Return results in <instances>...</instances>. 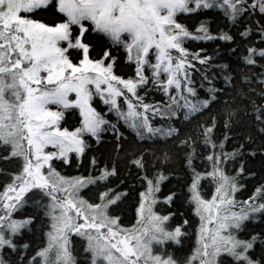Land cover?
<instances>
[{
    "label": "snow or ice",
    "instance_id": "6c2138e0",
    "mask_svg": "<svg viewBox=\"0 0 264 264\" xmlns=\"http://www.w3.org/2000/svg\"><path fill=\"white\" fill-rule=\"evenodd\" d=\"M257 158L264 0H0V264H264Z\"/></svg>",
    "mask_w": 264,
    "mask_h": 264
},
{
    "label": "trees",
    "instance_id": "16d2710c",
    "mask_svg": "<svg viewBox=\"0 0 264 264\" xmlns=\"http://www.w3.org/2000/svg\"><path fill=\"white\" fill-rule=\"evenodd\" d=\"M209 15H213V13H209ZM202 18V17H200ZM199 18L189 16L187 18L182 17V22L187 24L190 28H193L195 26V23L198 21ZM213 31L216 30V24L212 25ZM219 43V42H217ZM187 47H189L190 50L194 51L197 48H207L209 50L215 49L216 44L212 42H203V41H189L187 42ZM231 59L234 61L235 57H231ZM231 143V142H230ZM103 163V160L101 161ZM201 168H203V165H200ZM59 170L63 175L66 176H77V175H88V157H85L82 164L77 167L75 164H73L71 167L68 166H60ZM248 171L254 172L255 176H249ZM127 172V168H125L123 165L120 166V172L118 174V177L114 178V183L119 184L120 179H124V173ZM240 184L243 185L242 188L238 190V192L235 195V198L237 201H242L244 199H247L249 196L252 195V192L254 189L260 185L264 184V171L261 170V164L259 162V158H257L255 161H250L246 165V171L243 175V177L240 179ZM129 186H131V179L129 178ZM140 184L139 182L135 185V191H130L129 196L127 200L124 202V204L121 205V212L120 215L122 217V223L125 226H130L135 222V203L138 201V192L140 191ZM170 190H174L179 192L180 191V184L177 183L176 176L173 175L169 181H165L162 184V189L160 195H167ZM202 194L205 195L206 198L211 196L210 192V185L208 182L204 183V186L201 189ZM157 211H162V208L159 205L154 206ZM164 207H168L167 205H164ZM172 211H177V204H173L171 206ZM27 211V210H26ZM180 211L184 213V216L181 218H188L190 222H192L195 218L192 217L191 209L187 208V206H183L180 208ZM196 223H198V220H195ZM173 225L175 224V220L172 221ZM256 227H260L259 224L256 225ZM189 236L185 239V245H191L194 244L195 240V228L188 230ZM29 239H32L33 243H37L38 241L35 240L34 237H29Z\"/></svg>",
    "mask_w": 264,
    "mask_h": 264
}]
</instances>
